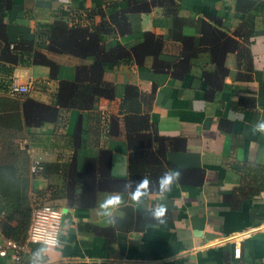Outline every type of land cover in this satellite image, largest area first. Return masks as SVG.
<instances>
[{
    "label": "crops",
    "instance_id": "obj_1",
    "mask_svg": "<svg viewBox=\"0 0 264 264\" xmlns=\"http://www.w3.org/2000/svg\"><path fill=\"white\" fill-rule=\"evenodd\" d=\"M155 1L16 0L3 18L18 46L17 63L0 60V98L8 104L55 105L60 82L85 79L82 68L97 59L91 41L100 59L111 51L128 56L103 61L110 97L88 110L59 108L54 122L38 126L16 116L0 127V149L12 142L31 163L57 172L29 174L32 196L47 193L62 211L59 239L68 243L49 247L48 264H264V136L250 132L264 119V0L243 12L236 0ZM55 22L67 29L56 41ZM12 80L28 92L13 97ZM128 86L146 95L139 106L163 143L151 131L125 132L120 104ZM131 149L161 150L169 170L181 173L166 199L154 191L145 205L129 200L117 211L118 220L140 217V230L97 215L100 201L123 191ZM67 168L63 193L59 172ZM73 175L87 177L84 186L75 187ZM159 203L168 209L164 222L146 219L144 209ZM38 246L27 244L20 262L0 257V264H27Z\"/></svg>",
    "mask_w": 264,
    "mask_h": 264
},
{
    "label": "trees",
    "instance_id": "obj_2",
    "mask_svg": "<svg viewBox=\"0 0 264 264\" xmlns=\"http://www.w3.org/2000/svg\"><path fill=\"white\" fill-rule=\"evenodd\" d=\"M156 3H165L167 0ZM16 0H0V41L3 46L1 48L0 60L5 61L11 65L17 63L18 46L8 41L6 37V26L3 18L9 12ZM237 9L241 12L251 9L254 5L253 0H236ZM140 8V7H134ZM143 9V8H142ZM168 13L176 12V9H168ZM120 27L121 23L117 22ZM49 29L56 31L53 35V40H60L61 36L67 32L63 24L53 23L49 25ZM122 27V24H121ZM59 35V36H58ZM52 40V41H53ZM56 44L61 48L63 45L60 42ZM26 48L29 49V44ZM53 42L51 46H53ZM62 44V45H61ZM95 46V54L97 57L90 67L82 68L86 72V78H78L73 82L61 81L60 92L55 105H46L31 99H26L23 104L19 106V101L14 100L8 104L7 98H0V127L10 126L16 116L19 118L23 115L26 126H38L46 122H54L59 108L88 110L95 106V99L97 97L109 96L110 86L102 81V65L103 61L115 60L127 57L126 53L114 54V51L100 56L98 54V41H91L88 45ZM54 47V46H53ZM91 52V51H90ZM88 50V53H90ZM112 56V57H109ZM34 60L55 69L56 66L53 62L49 61L46 57L35 55ZM20 96L16 94L13 97ZM110 97V96H109ZM139 103L146 104V95L141 94L137 87L128 86L120 104V110L124 113V128L127 134L139 131H151L153 141L163 143L164 138L159 137L152 123H150L147 112L142 111ZM22 107V111H21ZM8 108V109H6ZM22 114V115H21ZM14 124V123H13ZM28 155V154H27ZM24 160L22 165H14L12 163L0 165V233L7 238H11L19 243H23L27 236V230L30 223L31 205H32V186L30 177L34 175L46 174L50 170L55 171L52 164L41 163V168L36 173L30 172L31 161ZM128 176L132 179L139 180L142 177H149L155 183L157 178L163 174L164 171L169 170L168 162L162 155V151L154 153L152 149L129 150L128 153ZM59 172L62 192L67 190L65 184L66 176L70 173V169L61 170ZM56 172V171H55ZM57 173V172H56ZM66 173V175H65ZM65 176L63 179L62 177ZM74 177V178H73ZM87 177L82 175H73L70 178L75 187L84 186ZM70 189V187H69ZM72 190L70 189L69 192ZM154 192V191H153ZM157 192V191H156ZM39 194V193H38ZM73 199V204L76 202ZM121 223V225H119ZM119 226H125L123 229L140 230L143 229L144 222L140 217L133 221L132 217L126 216L118 220ZM125 224V225H122Z\"/></svg>",
    "mask_w": 264,
    "mask_h": 264
},
{
    "label": "clouds",
    "instance_id": "obj_3",
    "mask_svg": "<svg viewBox=\"0 0 264 264\" xmlns=\"http://www.w3.org/2000/svg\"><path fill=\"white\" fill-rule=\"evenodd\" d=\"M253 136L260 134L264 136V119H258L250 129ZM181 178L179 170H166L161 176L157 178L155 183L145 176L139 180L132 179L129 175L126 182L123 185L122 192L111 193L107 195L102 201L98 203L97 215L105 217L109 224L116 225L118 219H120L116 213L122 207L128 206L129 200L135 206H143L147 200L150 199L153 191H157L161 200L166 199L167 194L172 190L173 184L177 183ZM124 193H127L128 200L124 198ZM146 219L164 222V218L167 214V207L163 203L156 204L152 207H146ZM71 227L68 222H65L63 228V234L67 235V230ZM59 233L56 238L50 241L47 237L35 241L39 246L34 249L29 257L27 264H48L46 255L49 251V247H59L61 243L67 244L65 239L63 242L59 239Z\"/></svg>",
    "mask_w": 264,
    "mask_h": 264
},
{
    "label": "built area",
    "instance_id": "obj_4",
    "mask_svg": "<svg viewBox=\"0 0 264 264\" xmlns=\"http://www.w3.org/2000/svg\"><path fill=\"white\" fill-rule=\"evenodd\" d=\"M62 5H68L71 0H57ZM29 90L28 85H23L12 80L8 86L11 95L25 94ZM41 168V163L35 160L30 165V172L36 173ZM62 211L55 206L47 193L35 194L32 196L30 223L27 236L23 243L11 238L4 237L0 233V257H9L15 262L22 260L27 244L36 243L45 237L50 241L54 240L61 232ZM51 246V245H50ZM234 255L239 257V248L235 249Z\"/></svg>",
    "mask_w": 264,
    "mask_h": 264
},
{
    "label": "rangeland",
    "instance_id": "obj_5",
    "mask_svg": "<svg viewBox=\"0 0 264 264\" xmlns=\"http://www.w3.org/2000/svg\"><path fill=\"white\" fill-rule=\"evenodd\" d=\"M27 153L25 150H21L19 148H15L14 145L11 144L7 145L6 148L0 149V165L5 164H14V165H22V162L26 159ZM29 162V159H28Z\"/></svg>",
    "mask_w": 264,
    "mask_h": 264
}]
</instances>
